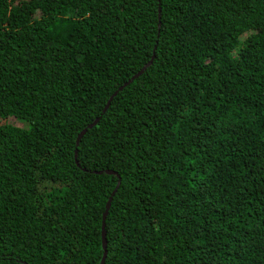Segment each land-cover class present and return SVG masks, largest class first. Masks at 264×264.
Listing matches in <instances>:
<instances>
[{"label":"trees","instance_id":"1","mask_svg":"<svg viewBox=\"0 0 264 264\" xmlns=\"http://www.w3.org/2000/svg\"><path fill=\"white\" fill-rule=\"evenodd\" d=\"M104 253L264 264V0H0V264Z\"/></svg>","mask_w":264,"mask_h":264},{"label":"water","instance_id":"2","mask_svg":"<svg viewBox=\"0 0 264 264\" xmlns=\"http://www.w3.org/2000/svg\"><path fill=\"white\" fill-rule=\"evenodd\" d=\"M113 96H114V95H112V97H113ZM112 97L108 100L107 106L109 105V102H110V100L112 99ZM98 120H99V119H96V120L94 121L93 124H95L96 122H98ZM89 127H91V125H89L88 128H89ZM85 131H86V129H84V130L80 133V135H79V137H78L79 139H80L81 136L85 133ZM77 143H78V140H77ZM106 173H111V172H110V171H106ZM110 201H111V200H109L108 203H107V206H106L107 209L109 208ZM105 216H106V212H105L104 215H103V219L105 218ZM102 245H103V247H104V249H105V247H106V242H105V233H104V231H103V226H102ZM104 258H105V253H104V255H103V258H102L100 264H103V263H104Z\"/></svg>","mask_w":264,"mask_h":264}]
</instances>
